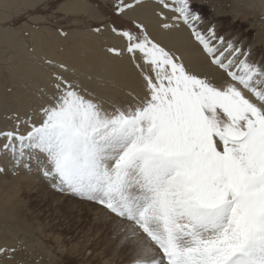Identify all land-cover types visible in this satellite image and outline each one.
Segmentation results:
<instances>
[{"label": "snow or ice", "instance_id": "obj_1", "mask_svg": "<svg viewBox=\"0 0 264 264\" xmlns=\"http://www.w3.org/2000/svg\"><path fill=\"white\" fill-rule=\"evenodd\" d=\"M134 3L117 0L116 14ZM175 4V19L230 82L189 70L142 23L113 26L126 51L153 66L146 98L106 111L57 75L43 122L0 131V151L14 163L42 154L39 171L51 187L128 221L127 238L141 237L134 264H264V65L250 61L242 40L218 36L214 23L198 30L196 0Z\"/></svg>", "mask_w": 264, "mask_h": 264}, {"label": "rangeland", "instance_id": "obj_2", "mask_svg": "<svg viewBox=\"0 0 264 264\" xmlns=\"http://www.w3.org/2000/svg\"><path fill=\"white\" fill-rule=\"evenodd\" d=\"M144 1L148 0H139V3L124 0L134 6L117 15L114 7L117 0H44L32 8H18L21 0H0V131L16 128L18 121L25 122L20 125L21 132L29 130L30 124L42 123V109L54 102L57 93V75L106 111L135 105L148 95L145 74L154 75L153 66L146 63L141 53L133 58L126 51V38L121 36L125 42L123 60L139 76L135 81L140 82L142 97L132 93L134 98L128 99L102 87L103 83L108 87L117 86L109 78L80 73L77 69L74 72V68L61 67L60 61L54 69L49 63V46L52 39L60 37L67 38L68 42H77L82 37L106 39L108 27L137 22L145 26L151 38L182 60L181 45L168 36L166 32L170 28L165 29L163 25L168 23L179 29L183 26L193 38L195 50H201L196 63L204 69L198 70L195 65L194 72L212 80L204 66L207 60L213 65L210 57L194 39L190 28L175 19L179 15L174 10L175 0H165L170 5L168 8L160 0H151L162 5L165 11L154 21L153 35L142 20ZM72 2L83 3L84 7L65 10ZM196 6L203 12L204 20L215 24L216 33L232 30L246 34L251 41L259 42L256 56L264 50L263 2L242 0L237 5L232 0H196ZM195 27L205 33L208 29ZM107 43L108 51L119 49L122 55L120 47ZM183 63L192 70V63ZM20 71L23 73L19 79ZM81 79L93 85H80ZM125 92L131 94L128 89ZM5 142L0 139V146ZM44 165L45 159L40 153H33L31 160L25 158L21 163H14L9 153L0 151V168L4 169L0 172V249H15L0 254V264H134L136 241L141 237L127 238L132 225L97 203L51 187V182L39 171Z\"/></svg>", "mask_w": 264, "mask_h": 264}, {"label": "bare ground", "instance_id": "obj_3", "mask_svg": "<svg viewBox=\"0 0 264 264\" xmlns=\"http://www.w3.org/2000/svg\"><path fill=\"white\" fill-rule=\"evenodd\" d=\"M42 1L44 0H21L18 8H22V7L32 8L33 6L35 7ZM232 1H235L237 5H239L242 2V0H232ZM257 1L264 3V0H257ZM245 4H248L247 1ZM141 5H142L141 8L142 20L146 25V27L149 29V32L153 35L155 29L153 23L158 18L159 13L165 11H162L163 10L162 5L156 2H152L151 0L144 1L143 3H141ZM79 6L80 8H83L84 4L72 2L71 5L65 8V10L73 11L77 9ZM92 12L94 13L96 12L94 8H92ZM194 25L203 28H208L209 23L203 19L200 22H196ZM218 25H219L218 28H220L221 24L218 23ZM166 33L170 38H172L179 45H181V49L183 51L181 55L182 60L184 62L192 63L193 71H195V65L198 70L204 69L201 65H198L196 63L198 61L197 58L199 57V53H201V50L199 51L195 50V44L193 43V38L190 36L189 31L186 27L183 28L182 26V28L179 29L174 26L171 27ZM105 34L108 37L106 39L94 37V39L91 40L86 37H82L77 42H72V41L68 42L67 38L64 37L56 38V40L54 39V41L52 39V43H51L52 45L49 46L50 52L48 53V58L50 59L51 66H53L55 69V67L58 66L56 65L57 62L60 61L61 65H63V68H67V69L70 67L74 68L73 69L74 72H76L77 69L79 70L80 73L84 72L91 75L96 73L97 75H99L98 77L109 78L110 80H112L111 82H114L115 85H117L116 87H114V85L108 87V85L103 83L102 87L112 90L114 92H119V94H123L128 99L134 98L133 97L134 93H137L138 96L142 97V93H141L142 89L140 88V82L135 81L137 80L138 75L134 71H132L129 64H127V62L123 60L124 59L123 56L124 55L126 56V54L123 52V50L125 49L124 48L125 42L123 38L121 36L116 35V33L113 32L112 28L110 27H108V29L105 30ZM217 35L224 36L225 39L236 37L238 40H242L244 49L246 50L250 49L251 51V55L249 57L250 61L256 62L257 64L260 65H264V50H261V52L259 53L260 55L256 56V52L257 51L259 52L258 50L259 42L251 41V39H249V37L246 34H241L239 32L232 30H225V31L219 30V32H217ZM103 42L105 43V45L102 44ZM107 42H111L112 45H116L120 47V49L122 50V55L117 56L116 54L110 53L106 48L108 44ZM183 47L189 49L186 51L183 49ZM91 52L93 56L91 55ZM81 55H83V58H80ZM67 61H69V63H67ZM74 61H77V64L74 63ZM204 66L208 76L211 77L212 80L218 86L230 82L226 73L223 70L219 69L217 66L209 65L208 60L207 62H204ZM207 66H211V68H207ZM22 73H23L22 71L18 72L19 79L22 77ZM46 75H48L49 77L51 76L50 72H47ZM83 83L85 86L93 85L91 83L86 84L85 80L81 79L80 85H82ZM126 89L131 91V94L130 93L128 94V92L126 93L125 92ZM40 94H44V92L40 91Z\"/></svg>", "mask_w": 264, "mask_h": 264}]
</instances>
